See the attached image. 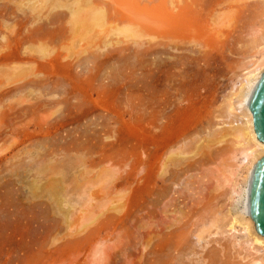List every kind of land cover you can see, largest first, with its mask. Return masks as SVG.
<instances>
[{"label": "rangeland", "instance_id": "1", "mask_svg": "<svg viewBox=\"0 0 264 264\" xmlns=\"http://www.w3.org/2000/svg\"><path fill=\"white\" fill-rule=\"evenodd\" d=\"M168 1L154 4L177 24ZM194 1L166 37L107 36L115 40L104 47L107 32L79 36L69 9L36 13L29 0H0V264L264 258V247L228 226L242 206L231 191L239 160L231 133L242 118L226 112L261 7ZM40 44L54 52L35 51Z\"/></svg>", "mask_w": 264, "mask_h": 264}, {"label": "bare ground", "instance_id": "2", "mask_svg": "<svg viewBox=\"0 0 264 264\" xmlns=\"http://www.w3.org/2000/svg\"><path fill=\"white\" fill-rule=\"evenodd\" d=\"M141 1H142L141 3L143 4V5L140 4L141 6H137L136 4H134L135 1H131V0H34V1L29 0L28 4H27V2H28L27 1L26 4L25 5L23 4V5L24 6L29 5L28 7L32 10V12L33 11L36 12L41 7L46 9V6L49 7V10L51 8V10H53V11L56 9L57 10L58 9L63 10V8H66L67 10L64 9V11L66 10V12H67L69 9L70 21H68V22H70V24L72 25L71 28L75 29L76 34L80 32V34H78L79 36H83V35H81V31H82V33L86 34V35H84L86 37L87 35H91L96 29H98L97 31L99 32V29H100V32H102V31L107 32V34L105 35L106 39H107V36L108 37L116 36L118 38L117 40L112 39V38L111 39L108 38L110 41H107L108 40L107 39L106 40L107 42H105L106 44H104L105 40L103 39L104 41H102V43L104 44L103 45L104 47H106L105 45H107V44L110 45V43L114 42V40H115V43H118V44L119 43H125L128 41L129 42L132 41V43L137 44V43L142 42V40L140 41L139 39H141V37H143V36H147V37L151 38L154 36V34L160 35V33H161V35H160L161 38H162V36L164 38L166 36L162 35V34H164L163 31L165 30V28L166 29H172V27L174 26V29H176V28L178 29L180 24H182V22H184L183 19L185 18V20H186V18H189L188 16H190V14H191V10H189L191 8H189V7L190 6L192 7V5H194V4L197 5V3H195L194 0H170V1H168V2H170L169 4L172 7L170 12H172V9L173 10L177 9V10H179L177 15H180L181 17L180 18L178 17L179 19H177L178 20L177 24H175L173 21H172L173 24H171V23L167 24L168 22L165 24V21H166L167 17H169V15L165 10L163 11V9H162L163 7L159 3H158L159 5L154 4L155 2H157V0H141ZM254 1L257 2V4L261 7L260 8L261 14L259 15L260 16V18H259L260 25L256 29L255 37L252 39L253 40L252 41L253 50H252L251 54L249 56H247V58H246L247 62L245 64L243 63L244 65L241 66L243 68V71L241 74L240 84L236 88V90L233 93V95L231 96V98H229L228 103L226 104V107H227L226 112L229 116H232V115L235 117L238 116L237 119H239L240 117L242 118L241 124L239 126H237L236 128L234 127L233 132H232L233 134L231 133V135L234 138L233 140H235L234 143L237 145L236 151L238 152V156H239V158H237V160L239 159L238 164H236L237 168H235L237 170V172H236V174H234V175H236V177H235V181L233 180L234 184H233L231 191L233 192L232 195L234 194L235 196L238 197L236 200L240 203L239 205H242V206H241L240 212L237 215H235V216L232 215L231 217H229L231 219L229 220L228 226H229L230 231H232V230H235V231L238 230L239 231L240 230V231L245 232L247 234V236H249L248 239H250L252 243H254L255 245L258 244L261 247H264V235L257 231L256 224H255L253 218L251 217V215L249 213V182H250L251 172L253 170L255 163L264 155V142L261 141L257 136L255 126H254V117H253L252 110L250 108V101H251L254 89H255L259 79L261 78L263 72H264V0H254ZM31 2H33V3H31ZM128 3L129 4L132 3V5L126 7V5ZM139 3H140V1H139ZM155 6H157V8ZM183 8H185L184 11H181ZM67 13L60 12L59 15H61V14L67 15ZM175 13L172 14L173 17L176 16ZM42 18H43V16H42ZM40 21H41V19L39 20V23H40ZM35 22H36V20H35ZM159 22L162 25H159L160 24ZM47 24H48V22H47ZM66 25H69V24H66ZM189 25H188V23H186V25L183 24L182 26H184V27H182L183 28L182 30L184 31V28L189 30V28L193 27V26H189ZM49 26H51V25H49ZM44 27H45V25H44ZM105 29H107V30H105ZM97 31H96V33L95 32L94 33L99 34L100 32L98 33ZM72 33H74V32H72ZM103 33L104 32H102V34ZM52 35H53V32H52ZM169 35H170V33H169ZM174 35H176V33ZM32 36H36V35H34V33H33ZM38 36L41 37V34ZM45 36H46V34H45ZM53 36H55V35H53ZM47 37H48V35H47ZM74 37H76V36H74ZM87 37H89V36H87ZM173 37H176V36H173ZM3 38H5V36ZM33 38H35V37H33ZM78 38L80 39V40H78V42L79 41L82 42V40L85 41V39H86V38L82 39L81 37H78ZM154 38H156V37L154 36ZM37 39L38 38H36V40ZM198 39L200 40V38H198ZM111 40H112V42H111ZM149 41H151V40H149ZM204 45L206 47L213 48V47H215L214 46L215 42L213 43L212 40L206 39V40H204ZM44 46H46V43H44ZM40 47H41V44H40ZM40 47H39V45H37V47L34 48V49H37L35 51L42 53V55H46V53H48L49 49L47 50L46 47H41V48ZM28 48H26L25 50L27 52L31 53L33 51V49H28ZM81 49H82V51H81ZM83 49L84 48H80L79 52H83ZM50 50H51L50 53L52 54L54 52L53 48ZM86 51L87 50L85 49V52ZM37 52H35V53H37ZM85 52H83V53H85ZM50 53H48V54H50ZM14 54H15V52L13 50H10L8 53H4L2 58L5 61H8V60L11 61V59H13L12 57ZM24 68H26V67H24ZM236 101H237V104L239 105V108H242V110H243L242 115L236 113V111L238 109L237 106L235 105ZM173 155H175V154H173ZM233 181H232V183H233ZM99 214H101V213H99ZM255 253H257V252H255ZM258 256H260V255H258ZM252 264H264V258L263 259L262 258H260V259L255 258L252 260Z\"/></svg>", "mask_w": 264, "mask_h": 264}, {"label": "water", "instance_id": "3", "mask_svg": "<svg viewBox=\"0 0 264 264\" xmlns=\"http://www.w3.org/2000/svg\"><path fill=\"white\" fill-rule=\"evenodd\" d=\"M250 108L258 138L264 142V72L259 79ZM249 213L257 231L264 235V155L255 163L249 182Z\"/></svg>", "mask_w": 264, "mask_h": 264}]
</instances>
